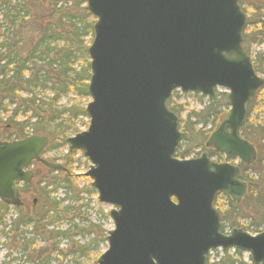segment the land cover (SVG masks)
Wrapping results in <instances>:
<instances>
[{"label":"water","instance_id":"1","mask_svg":"<svg viewBox=\"0 0 264 264\" xmlns=\"http://www.w3.org/2000/svg\"><path fill=\"white\" fill-rule=\"evenodd\" d=\"M96 18L88 47V127L69 136L70 152L90 162L84 173L100 203L111 205L114 227L95 264H206L213 249L235 248L264 264V230H221L218 192L235 202L249 195L241 168L213 161L208 151L178 158L189 139L167 101L174 90L230 108L218 116L205 143L253 164L256 145L241 135L247 106L264 88L243 47L247 22L240 0H87ZM50 138L32 134L0 140V200L21 206L18 185L34 177V161L70 170L43 156Z\"/></svg>","mask_w":264,"mask_h":264},{"label":"trees","instance_id":"2","mask_svg":"<svg viewBox=\"0 0 264 264\" xmlns=\"http://www.w3.org/2000/svg\"><path fill=\"white\" fill-rule=\"evenodd\" d=\"M249 2L252 1L240 0L247 14L243 45L248 53L252 43L259 44L264 39V0ZM259 12L261 15L256 19ZM95 20L86 0H0V140L46 134L50 137V144L43 152L46 155L64 146L69 136L80 132V124H87L85 107L90 99L91 76L88 47L94 36ZM257 27L263 30L252 37L251 32ZM254 68L258 73L263 72L256 64ZM263 90L249 102L241 129L242 136L254 141L258 148L254 164L239 163L242 179L249 184V195L239 203L227 197L226 210L220 211L222 221H227L231 230L242 227L241 219H249L244 227L247 231L256 233L264 228ZM177 92H173L167 103L179 116L183 130L190 132L196 125H208L214 122L210 117L216 118L222 113L219 109L222 100L219 104L210 101L201 110H192L183 118L185 108L176 101ZM71 95L70 104L62 103ZM57 137L61 142L56 144ZM179 151L182 158L190 154L189 148ZM76 153L68 152L63 157L70 174L42 167L35 170L30 182L20 185L22 195L32 201L24 199L23 206L0 201V246L7 245L25 257L21 263L9 253L8 260L0 264H50L52 253L58 252L59 257L64 253L60 242L64 240L70 254L78 258L107 243L108 229L101 220L80 221L81 195H93L96 191L90 184L81 186L83 175L72 172ZM34 165L41 166L37 162ZM60 190L65 194L63 197L56 195ZM222 196V193L217 195L216 206ZM102 213L104 217L109 216L107 212ZM76 221L87 222V225ZM222 231L225 232L224 222ZM210 258L209 255L206 264H253L251 257L248 262L244 261L239 250L223 251L212 261ZM75 264H78L76 260Z\"/></svg>","mask_w":264,"mask_h":264},{"label":"rangeland","instance_id":"3","mask_svg":"<svg viewBox=\"0 0 264 264\" xmlns=\"http://www.w3.org/2000/svg\"><path fill=\"white\" fill-rule=\"evenodd\" d=\"M252 2L249 3H254V0H251ZM86 5H87V0H86ZM250 11L252 9V6H250ZM255 15V14H253ZM261 15V12H259L258 15H255V18L258 19L259 16ZM263 28L261 27H257L254 28L252 30V37L255 35L256 32H262ZM260 36V35H259ZM249 55L251 56L252 62H253V66L256 64L257 66L261 67V69H263V72H260L259 75L260 76H264V39L262 40L261 43L257 44V43H252V45L249 48ZM90 58V57H89ZM179 91V90H178ZM264 93V90H263ZM217 94L220 97L219 100H222V104L219 106V109L221 110V112L227 111L229 109V105L227 103V95H228V90L225 88H218L217 89ZM200 94H185L182 92H177L175 94V99L178 103H180L181 105L184 106L185 108V112L183 113V115L181 117H187V114H190L192 110L195 111H199L201 110L205 105H208L210 100L204 96H202V98H200L199 96ZM68 99H64L62 103L64 104H70L71 100L73 99V95H71L70 97H67ZM90 100V99H89ZM219 104V103H217ZM206 120L209 119L208 117L205 118ZM261 119H264V111L261 113ZM210 120H214V122H209L208 125L204 124H199L196 125L195 127L189 126V127H193L192 131H187L189 133V140L184 141L180 147V150L183 151L184 149L189 148V158H193V157H199L202 152L204 151H208V155L209 157L216 162H229L232 164H239L240 160L234 156V155H227L225 153L222 152H218V151H214L213 148H206L205 143L208 140L209 135L211 134L212 130L214 129V126L216 124V122L218 121V114L215 117H210ZM84 121H86V125H82L80 124V130H85L88 126V119H85ZM192 122V121H191ZM179 127H180V123H179ZM186 131V130H184ZM192 132V133H191ZM194 136V140H192L190 142L191 137ZM72 136V135H71ZM50 138V137H49ZM61 142V139L57 137V139H55L54 143H59ZM189 143V144H188ZM252 143H254L256 145V149L258 151L257 148V144L253 141ZM50 144V142H49ZM49 146V145H48ZM47 149V148H46ZM69 148H68V143L66 142V144L64 146H61L59 148H57L56 150H52L50 152H48L46 155H44V157H47L48 159H52V158H56V160L54 161H58V162H64L63 157L68 153ZM178 152L180 153V151L178 150ZM178 155V158H182ZM76 157V161L74 164V168L72 169V172L75 174H82L83 178L80 180V185H89L91 183V179L87 176L84 175V173L89 169L90 163L89 161L82 155V153L80 151H77V153L75 154ZM177 157V156H176ZM35 163V162H34ZM38 163V162H37ZM41 166H36L33 164L32 166V170L38 169V168H42L44 167L41 163H39ZM45 168V167H44ZM70 170V169H69ZM71 172V171H70ZM250 189V188H249ZM56 195L58 197H63L65 194L63 192V190H60L56 193ZM227 195L223 194L222 198H220L218 200L217 203V209H219V211L224 212L226 210L227 207ZM28 197L24 196V199L26 200ZM32 201V198H28V200ZM232 199V198H231ZM233 200V199H232ZM234 201V200H233ZM235 202V201H234ZM78 205H81V218L80 221H86L87 219H92L94 221L97 220H101L102 223L104 224V227L106 229H111L114 227L113 221L112 219L108 216V217H104L102 211L107 212L112 208L111 205L108 204H104V203H100L98 201L97 198V193L93 194V195H88L86 193L81 195V199L78 202ZM71 217V216H70ZM70 217H68V219H70ZM249 223V219L246 220ZM244 219H241L242 222V227L244 228L245 226H247V223ZM80 224H82L79 221H76ZM224 222L225 225V231L226 232H230V228L228 226V222L227 221H222V223ZM82 225H87V222H85V224ZM261 231L264 230V228L260 229ZM247 231V230H246ZM259 231V232H261ZM250 234H257L259 232H253V231H248ZM77 239H81L80 237H77ZM3 241V240H2ZM84 241V240H81ZM61 242V248L64 249V253H62L59 257V253L55 252L51 254V262L50 264H75V260L78 262V264H95L97 261V258L106 250L107 248V244H102L100 245V247L97 249H92L89 251V254L85 257H77L76 255L70 254V250H67L68 247V243L66 240L64 241H60ZM43 243H41L40 245H42ZM7 245H1L0 246V263H3V261H7L8 260V254L11 253L13 256L17 257L19 260V262L23 263L25 260V257H22L21 254L18 251H12L11 249L7 248ZM231 252H233V249H230ZM242 256L244 257V261H249V253L247 252H241ZM222 254V250H213L211 255H210V260H214L217 258V255ZM21 257V258H20ZM28 264V263H25Z\"/></svg>","mask_w":264,"mask_h":264}]
</instances>
